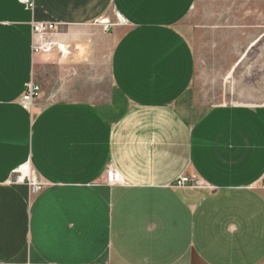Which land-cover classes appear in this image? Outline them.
<instances>
[{
    "label": "crops",
    "instance_id": "obj_1",
    "mask_svg": "<svg viewBox=\"0 0 264 264\" xmlns=\"http://www.w3.org/2000/svg\"><path fill=\"white\" fill-rule=\"evenodd\" d=\"M196 1L0 0V264H264V104L198 103ZM33 23L61 51L35 54Z\"/></svg>",
    "mask_w": 264,
    "mask_h": 264
},
{
    "label": "rangeland",
    "instance_id": "obj_2",
    "mask_svg": "<svg viewBox=\"0 0 264 264\" xmlns=\"http://www.w3.org/2000/svg\"><path fill=\"white\" fill-rule=\"evenodd\" d=\"M183 30L198 60V103L264 104V0H197ZM242 57L243 62L234 68ZM106 73L103 67L99 90L92 93L94 100L108 94ZM224 236L219 242L231 239L230 233ZM199 239L197 243H211L215 237ZM159 242L164 241L157 237L155 243Z\"/></svg>",
    "mask_w": 264,
    "mask_h": 264
},
{
    "label": "built area",
    "instance_id": "obj_3",
    "mask_svg": "<svg viewBox=\"0 0 264 264\" xmlns=\"http://www.w3.org/2000/svg\"><path fill=\"white\" fill-rule=\"evenodd\" d=\"M23 5H25L28 9L34 8L35 0H19ZM119 24H126L120 16H117ZM104 30L109 32L110 28L113 27L109 21L105 20L101 22ZM58 36V27L55 24H47V23H33L32 24V37H33V52L35 54H51L55 50L61 51L62 46L57 41ZM42 89L38 84L31 82L27 85V89L25 95L22 97L20 103L25 109H31L36 100L38 99ZM107 184L110 186L116 185H125V181L121 177V175L116 172L113 168H109L107 170ZM15 180L17 182L27 181L29 187L31 189L32 195L39 194L46 186V184L37 183L32 181L30 168L24 167L17 171V176H15ZM178 189L185 188H195V185L191 184L189 178L182 177L180 178L176 185Z\"/></svg>",
    "mask_w": 264,
    "mask_h": 264
}]
</instances>
